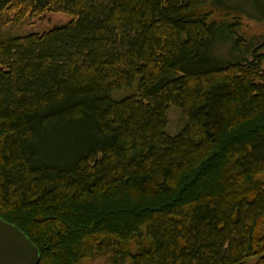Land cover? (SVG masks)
Here are the masks:
<instances>
[{
  "label": "trees",
  "instance_id": "trees-1",
  "mask_svg": "<svg viewBox=\"0 0 264 264\" xmlns=\"http://www.w3.org/2000/svg\"><path fill=\"white\" fill-rule=\"evenodd\" d=\"M48 13L71 20L1 33ZM242 18L263 0H0V219L39 264H264V38Z\"/></svg>",
  "mask_w": 264,
  "mask_h": 264
},
{
  "label": "rangeland",
  "instance_id": "rangeland-1",
  "mask_svg": "<svg viewBox=\"0 0 264 264\" xmlns=\"http://www.w3.org/2000/svg\"><path fill=\"white\" fill-rule=\"evenodd\" d=\"M217 16H222V14L217 13ZM69 20H71V17L66 14L48 13L42 18L26 19L20 25H15L12 22L7 23L5 24L1 33L4 36L5 35L18 36V35H26L30 33H43L52 29L55 26L64 25ZM242 23H243V34L245 36H247L248 38H253L255 40L264 38L263 22L242 18ZM182 122H183V118L181 113L177 110H172L169 117L171 131L174 132L178 128H180ZM87 264H110V263L105 258H102V259H96L95 261H91Z\"/></svg>",
  "mask_w": 264,
  "mask_h": 264
},
{
  "label": "water",
  "instance_id": "water-1",
  "mask_svg": "<svg viewBox=\"0 0 264 264\" xmlns=\"http://www.w3.org/2000/svg\"><path fill=\"white\" fill-rule=\"evenodd\" d=\"M39 249L17 226L0 219V264H39Z\"/></svg>",
  "mask_w": 264,
  "mask_h": 264
}]
</instances>
